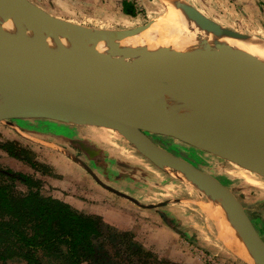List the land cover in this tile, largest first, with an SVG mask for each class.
<instances>
[{"label":"water","instance_id":"water-1","mask_svg":"<svg viewBox=\"0 0 264 264\" xmlns=\"http://www.w3.org/2000/svg\"><path fill=\"white\" fill-rule=\"evenodd\" d=\"M180 10L187 21L199 27L213 26L228 31L233 38L251 39L184 1ZM11 17L21 20L27 30L56 31L65 40L73 36L125 39L139 35L153 21L131 29L93 28L50 14L30 0H0V81L16 96L17 103H22L0 113V121L46 119L111 128L156 167L183 173L209 201L219 202V209L237 229L253 264H264V239L232 189L151 137L177 139L264 178L255 169L257 164H264L263 64L231 59L214 65L196 60L168 65L162 58H153L143 65L132 55L121 57L110 52L101 53L103 61L98 62L92 49L84 47L77 54L67 43L59 44L51 62L46 49H31L12 31ZM209 99L225 107L229 128L200 125L188 116L206 107ZM144 122L147 128L141 126Z\"/></svg>","mask_w":264,"mask_h":264},{"label":"rangeland","instance_id":"rangeland-1","mask_svg":"<svg viewBox=\"0 0 264 264\" xmlns=\"http://www.w3.org/2000/svg\"><path fill=\"white\" fill-rule=\"evenodd\" d=\"M30 1L43 9L44 7L55 9L57 13L53 15L60 18H71L74 23L101 29H131L149 21L157 22L166 14L165 5L161 0H132L134 8L137 9L134 16L123 15L117 11L120 0L115 1L117 7L115 6L112 11L106 6L109 4L108 0H99L98 12L91 10L86 4L88 0H50L51 4L49 0ZM182 1L228 29L249 35L253 39L264 40V0ZM97 2L95 0L94 3ZM81 6H85L84 9ZM21 127L37 133L25 132ZM97 129V126L65 124L46 119L0 121V140L18 142L27 150V155L39 163L33 168L26 161L11 157L0 149V169H11L39 178L38 190L42 195L58 198L85 214L94 211L100 199L102 203L118 207L114 203L115 194L127 198V201L133 205V198L142 204L164 201V205L159 208L136 207L137 211L132 212L137 227L135 232L116 228L113 224V213L109 222L101 216L103 222L113 229L132 233L136 242L163 261L160 264H180L179 260L173 259H179L183 254L190 255L197 252L214 254L220 258H225L228 256L227 253H230L238 260L235 262L242 261L244 264H249L239 250L228 246L222 237V235L225 237L221 226L223 221H219L224 220V215L221 216V211L218 209L219 202L212 199L209 201L204 193L194 188L184 178V175H179L171 169L156 167L123 138V141L115 138L110 141L101 139L95 135ZM56 134L68 137L74 134L83 136L100 151V162L95 167L93 165L96 161L88 162L84 155H80V158L89 165L88 167L81 161L76 162L59 148L61 144L68 145V141L55 137ZM151 137L166 150L191 162L232 189L264 239L263 177L216 155L190 147L177 139L156 135ZM71 147L74 149L75 146ZM90 166L93 169H89ZM3 180L11 181L8 175L0 174V182ZM13 182L16 191L29 190L25 184L16 180ZM36 188L33 187L34 190ZM107 192L112 193V196L107 195ZM213 206L219 213L214 211ZM158 212L164 214L166 221L159 218ZM164 223L179 237V239L175 238L176 244L170 247L169 251L168 248L163 251L157 248V245L167 240L166 235L157 232L159 224ZM216 223L220 229L217 228ZM147 224L151 227L149 230L144 228ZM109 234L104 231L96 241L115 258L114 264H123L128 250L125 245L122 246L118 241L113 240ZM41 261L42 264H57L55 259L44 255H41ZM0 264L26 263L22 259L14 258ZM224 264L230 263L224 262Z\"/></svg>","mask_w":264,"mask_h":264},{"label":"trees","instance_id":"trees-1","mask_svg":"<svg viewBox=\"0 0 264 264\" xmlns=\"http://www.w3.org/2000/svg\"><path fill=\"white\" fill-rule=\"evenodd\" d=\"M124 12L135 14L129 4ZM0 149L33 168L39 165L16 141L0 140ZM0 174L11 180L0 182V263L19 258L26 264H42L44 255L55 259L57 264H114L115 258L96 241L104 231L126 246L128 254L123 264L163 262L136 242L132 233L115 230L98 215L82 213L58 198L42 195L38 190L39 178L11 169H0ZM15 180L29 190L16 191Z\"/></svg>","mask_w":264,"mask_h":264},{"label":"bare ground","instance_id":"bare-ground-1","mask_svg":"<svg viewBox=\"0 0 264 264\" xmlns=\"http://www.w3.org/2000/svg\"><path fill=\"white\" fill-rule=\"evenodd\" d=\"M166 1L170 5V15H168L169 8L162 0L167 10L165 16L157 22H153L148 29L139 35L125 39L108 40L73 36L65 40L56 31L27 30L23 22L17 17L9 18V27L17 36L25 40L31 49H46L48 59L51 62L56 58L59 44L67 43L71 44L77 54L84 47L92 49L98 62L103 61L101 53L110 52L121 57L132 55L143 65L153 58H162L161 60L166 61L168 65H175L182 61L190 63L193 60L201 64L214 65L220 60L231 59H248L264 65V40L253 38L242 40L233 38L228 31H219L213 26L209 28L199 27L181 15L182 0ZM18 104L21 105L22 103H17L16 96L8 91L0 81V113L12 111L19 106ZM224 109L225 107L219 101L209 99L206 107L189 112L188 116L200 125L215 124L219 129L224 130L230 127L229 120H227L229 116ZM216 119L218 120L215 121ZM141 126L143 128L148 127L145 122ZM255 169L264 176V164H257ZM212 192L219 196L215 191ZM224 202L223 205L225 206L226 203ZM218 209L214 208V211L219 213ZM207 211L210 210L207 209ZM221 221H223L221 226L224 234L228 235V231H231L227 237L231 238L230 240L233 242H235L234 238L239 240L237 229L232 227L234 230H231L228 219L224 217V220L221 219L219 222ZM234 247L236 250L240 249ZM244 249L247 250L245 247ZM241 252L245 254L246 251Z\"/></svg>","mask_w":264,"mask_h":264},{"label":"crops","instance_id":"crops-1","mask_svg":"<svg viewBox=\"0 0 264 264\" xmlns=\"http://www.w3.org/2000/svg\"><path fill=\"white\" fill-rule=\"evenodd\" d=\"M97 1H98L97 3H94L95 0H88L86 2V4L91 7V10L92 11L95 10L96 12H98L100 10V8H98L100 2H99V0H97ZM115 1L117 2V0H108V3L109 4L108 5L105 4L109 10L110 9H111V11L114 10V8L116 6L115 5L116 4ZM48 2H49V4H51L50 0ZM161 2H162V0H161ZM163 2L169 8L168 15H170L171 13H170V5H168L169 3L166 0H163ZM128 4L129 5H132L133 10L135 12L134 15H136V10L137 9L134 8V6L132 4V0H120L119 1V4H118L119 6L118 7L116 6L117 7V11L119 13L123 14V15L132 16V15L126 14L124 12V9L126 8V6ZM84 7L85 6H81L82 9H84ZM44 9L46 11H48L49 13H52V14L57 13V11H55V9H48V8H45V7H44ZM166 12H167V10H166ZM64 19L69 20L71 22L74 21L71 18H64ZM95 135H97L98 137H100L101 139H103L105 141H110L113 138H115V139H117L119 141H123L122 137L117 132H115L111 128H107V127H98V129L95 132ZM59 148H61L71 158H73V159L75 158L73 156L74 153H72L71 151H69L67 148H63V146H60ZM76 159H75V161L78 160V159L77 160ZM115 193H121V192H115ZM107 195L112 196V193L107 192ZM107 195H106L105 198H107ZM114 198H115V202L114 203L117 204L118 207H116V206L111 207V206L107 205V203H102V201H101L102 199H100L99 200L98 207L94 211H90L89 213L90 214L100 215L104 219H106L108 222L111 220L110 219L111 213H113V224H114V226L116 228L121 229V230H132L133 232H135V229L137 230V227H136V224H135L136 222L134 221V217L132 215V212L134 213L135 211H137L136 207L139 208V207H142L143 206V207H146V208H151V207L159 208V206L164 205V201L163 202L156 203V204L153 203V206H151L150 203L149 204H142V203H140L138 200H136L134 198H133L134 199V205H133L131 202L127 201V198H123V196H117L116 197V195H115ZM128 203H131V205H129ZM223 213L224 212L221 211V213H220L221 216L224 215ZM158 216H159V218L161 220L163 219V221H166L163 213L158 212ZM216 225H217V228L220 229V227H219V225L217 223H216ZM145 226L146 227H144V228L147 229V230H149L151 228L150 225H148V224L145 225ZM157 230H158L157 231L158 233L166 235V238H167V240L164 241L165 243H162V244L157 245V248H161L162 251L164 249L168 248L167 251H169L170 250V247H172V246H174L176 244V243H174L175 238H178L179 239V237L177 236L178 234L176 235L175 231L173 229H171L165 223L164 224H159V226L157 227ZM231 230H234L232 228V225H231ZM229 232L231 233V231H228V235H229ZM237 234H238V232H237ZM228 235H225V237L222 235V237L225 240V243L228 246H230L232 249H233V246H236L237 248L238 247L240 248V249L238 248L239 251L240 250L241 251H243V250L246 251V252H244L245 254H243L241 251H240V253L242 254L243 258L246 260V263L252 264L253 263L252 258L250 257L248 251L244 249L245 246H244L243 242L240 240L241 239L240 236L238 237V238H240L239 240H237V239L234 238L235 242H233L232 240H230L231 238L227 237ZM237 241H238V243H237ZM146 245L150 246L147 243H146ZM241 245H242V247L244 246L243 249H242ZM164 253H166V251ZM227 255L228 256H225V258H220V257H217L214 254L213 255L206 254V253L205 254H202L200 252H197V253H192L190 255L183 254L181 257H179V259H173V260H179L178 262L180 264H224V262H226V263L229 262L230 264H238V263L239 264H244V262H242V261L235 262V260H237V259L234 258V257H232V254L227 253Z\"/></svg>","mask_w":264,"mask_h":264},{"label":"flooded vegetation","instance_id":"flooded-vegetation-1","mask_svg":"<svg viewBox=\"0 0 264 264\" xmlns=\"http://www.w3.org/2000/svg\"><path fill=\"white\" fill-rule=\"evenodd\" d=\"M61 135H63V134H56L54 136L66 139L68 141L67 142L68 145L64 143V144H61V146H63L64 148H67L69 151L74 153L73 156L78 159V160L76 159L77 160L76 162H79V161L83 162L82 159L80 158V155H84L83 157L86 158V161H88V162L93 161L94 162V160H95L96 162H94L93 166H95V167L97 166V164L101 160L100 159V151L96 147H94L90 141H88L83 136L82 137L75 136V134L71 137H68L66 135H63V136H61ZM61 143H63V142H61ZM73 145L75 146L74 149L71 147ZM97 156H99V158H97ZM83 164H85V163L83 162ZM85 165L87 166L88 164H85ZM89 169H93V168L90 166ZM178 174L180 175L181 173H178ZM115 195H117V194H115ZM92 215H97V214H92ZM98 216H100V215H98Z\"/></svg>","mask_w":264,"mask_h":264}]
</instances>
